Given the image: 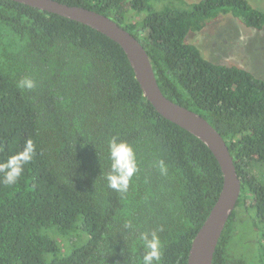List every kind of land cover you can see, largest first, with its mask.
I'll list each match as a JSON object with an SVG mask.
<instances>
[{
  "label": "trees",
  "instance_id": "1",
  "mask_svg": "<svg viewBox=\"0 0 264 264\" xmlns=\"http://www.w3.org/2000/svg\"><path fill=\"white\" fill-rule=\"evenodd\" d=\"M56 1L123 26L146 49L164 96L221 134L241 194L213 264H264V80L215 64L186 42L222 14L261 31L264 10L248 0ZM158 2H165L161 9ZM26 77L35 82L31 90L18 87ZM113 137L137 158L125 193L106 180ZM29 139L35 155L21 178L0 183V264H141V234L153 231L161 264H188L224 184L212 151L156 111L117 43L81 23L0 0V162ZM69 235L80 245L61 247Z\"/></svg>",
  "mask_w": 264,
  "mask_h": 264
},
{
  "label": "water",
  "instance_id": "2",
  "mask_svg": "<svg viewBox=\"0 0 264 264\" xmlns=\"http://www.w3.org/2000/svg\"><path fill=\"white\" fill-rule=\"evenodd\" d=\"M11 1L81 23L117 43L125 52L145 97L156 111L198 138L212 151L221 166L224 184L217 202L192 243L188 264H213L219 240L241 194V182L228 145L221 134L201 115L164 96L146 49L129 31L111 18L56 0Z\"/></svg>",
  "mask_w": 264,
  "mask_h": 264
},
{
  "label": "rangeland",
  "instance_id": "3",
  "mask_svg": "<svg viewBox=\"0 0 264 264\" xmlns=\"http://www.w3.org/2000/svg\"><path fill=\"white\" fill-rule=\"evenodd\" d=\"M184 1L191 4L200 0ZM248 1L255 8L264 10V0ZM154 4L157 9H161L165 2ZM143 16L142 14L141 18ZM129 17L134 21L137 20L133 13H129ZM124 22V24L131 23L129 18L124 19ZM186 42L199 48L203 57L215 64L236 66L264 80V29L259 31L247 28L231 14H222L202 31L190 32ZM85 237L87 238V235ZM72 240L70 235L59 239L61 247L66 246V243L68 247L71 245L70 248L80 245L73 244Z\"/></svg>",
  "mask_w": 264,
  "mask_h": 264
},
{
  "label": "clouds",
  "instance_id": "4",
  "mask_svg": "<svg viewBox=\"0 0 264 264\" xmlns=\"http://www.w3.org/2000/svg\"><path fill=\"white\" fill-rule=\"evenodd\" d=\"M18 87L31 90L35 87V82L30 78L22 79ZM110 159V171L106 176L108 187L125 193L129 183L138 170L137 158L133 148L125 142L113 137L108 142ZM35 155V145L31 139L25 142L22 151L10 156L5 161L0 162V183L4 185H15L21 178L25 166L29 164ZM161 171H165L163 162L159 164ZM130 228L132 225H126ZM144 249L141 264H161L162 245L155 231L144 232L140 237Z\"/></svg>",
  "mask_w": 264,
  "mask_h": 264
}]
</instances>
